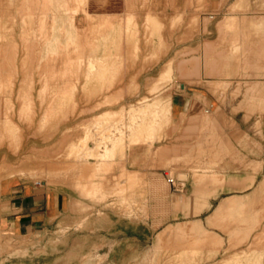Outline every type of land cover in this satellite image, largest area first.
<instances>
[{
	"label": "rangeland",
	"instance_id": "1",
	"mask_svg": "<svg viewBox=\"0 0 264 264\" xmlns=\"http://www.w3.org/2000/svg\"><path fill=\"white\" fill-rule=\"evenodd\" d=\"M181 3L0 0V196L27 181L74 197L47 231L0 230V264H264V0L240 20ZM212 22L215 41L200 37ZM192 38L236 70L200 138L221 139L231 164L239 146L246 166L193 168V199L127 198V150L171 126L163 87Z\"/></svg>",
	"mask_w": 264,
	"mask_h": 264
},
{
	"label": "crops",
	"instance_id": "2",
	"mask_svg": "<svg viewBox=\"0 0 264 264\" xmlns=\"http://www.w3.org/2000/svg\"><path fill=\"white\" fill-rule=\"evenodd\" d=\"M181 1V5H185L186 0ZM189 1L193 17L197 8L202 7V17L213 16L214 20L224 16L226 19L240 20L246 17V8L253 0ZM233 8L238 11L232 12ZM206 29L207 34L200 30V37H206L210 41L218 39L216 23L212 22ZM194 38L173 54L176 56L173 62L176 66L173 80L163 87V94L168 95L171 126L154 130L152 135L156 139L152 144H132L131 149L127 150V170L129 169L133 177L132 184L137 183L135 189L127 192V198L165 199L167 195L173 199H193V193L197 191L193 168L246 166L244 150L239 146L234 145L231 152L236 154L237 158L241 155L242 163L231 164L227 163L228 156L224 155L229 149L221 145V139L206 144L205 140L200 138L203 132L200 127L201 111L223 102L232 103L231 95L236 85L230 79L234 65L223 60L226 54L224 49L200 48L196 51L193 47ZM203 56L209 57L206 66L197 63V58L201 59ZM224 86L227 87L225 91L222 90ZM218 116L221 115L218 113L214 118ZM216 125L220 126L219 122ZM214 130L220 137V127ZM234 132L232 134L235 137L237 134ZM150 153H156L154 164L160 170H152L149 167ZM170 172L172 178L167 177ZM134 177L137 178L136 182ZM130 184L128 182L127 186ZM72 200L74 197L64 185L59 188L34 182H18L8 187L0 196V230L19 233L47 231L55 226L60 218H70Z\"/></svg>",
	"mask_w": 264,
	"mask_h": 264
},
{
	"label": "built area",
	"instance_id": "3",
	"mask_svg": "<svg viewBox=\"0 0 264 264\" xmlns=\"http://www.w3.org/2000/svg\"><path fill=\"white\" fill-rule=\"evenodd\" d=\"M209 18H210V19H213V16H210Z\"/></svg>",
	"mask_w": 264,
	"mask_h": 264
}]
</instances>
